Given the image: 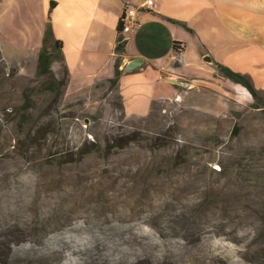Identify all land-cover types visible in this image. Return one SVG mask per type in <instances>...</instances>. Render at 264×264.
<instances>
[{
	"label": "rangeland",
	"instance_id": "1",
	"mask_svg": "<svg viewBox=\"0 0 264 264\" xmlns=\"http://www.w3.org/2000/svg\"><path fill=\"white\" fill-rule=\"evenodd\" d=\"M36 65L0 62V264H264L260 101L216 77V112L185 83L126 116L109 81L56 102L61 62Z\"/></svg>",
	"mask_w": 264,
	"mask_h": 264
},
{
	"label": "crops",
	"instance_id": "2",
	"mask_svg": "<svg viewBox=\"0 0 264 264\" xmlns=\"http://www.w3.org/2000/svg\"><path fill=\"white\" fill-rule=\"evenodd\" d=\"M50 1L55 2L53 7H49ZM145 1L0 0L1 60L20 66L28 59L37 61L49 23L52 37L48 45L61 44L62 63L68 71L64 93L90 92L113 78L117 58L121 75L116 89L126 116H145L154 101L178 95L185 83L201 85L196 103L216 112L225 100L211 87L216 77L248 93L219 76L216 65L248 76L253 87L264 94V0H152L150 8H140ZM125 5L140 8L139 25L129 39L118 44ZM175 42L183 44L180 62L171 59ZM135 58L142 63L123 72Z\"/></svg>",
	"mask_w": 264,
	"mask_h": 264
},
{
	"label": "trees",
	"instance_id": "3",
	"mask_svg": "<svg viewBox=\"0 0 264 264\" xmlns=\"http://www.w3.org/2000/svg\"><path fill=\"white\" fill-rule=\"evenodd\" d=\"M118 29H119V25H118ZM51 37H52L51 25L47 23L45 26L44 36L42 39L40 50L37 53V65H36L37 75L50 74L51 73L50 65L55 60H58L62 63L61 44L59 42H55L51 47H49L48 41L49 39H51ZM117 50H120L119 46H117ZM1 61L2 60L0 55V62ZM119 64L120 61L119 59L116 58L114 65V76L113 78L108 80L112 84V86L117 85L118 79L121 75V70H119ZM216 66H217V70L223 77L229 79L234 84L241 85L248 91L249 95L252 97L253 100L260 101L261 102L260 106H253V107L260 108L261 111L264 113V101H262V99L259 97L261 96V94L253 87L248 76L233 72L230 69L221 65H216ZM2 70L3 69L0 68V71ZM15 73H16V69L11 70L10 76H13ZM67 80H68V71L63 63L61 68V76L59 78L55 77L54 75H49L47 89L51 93L56 92L54 97L56 102L58 101L59 97L63 95ZM28 100H29V96L24 95V101L27 102ZM120 107H121V103H120Z\"/></svg>",
	"mask_w": 264,
	"mask_h": 264
},
{
	"label": "built area",
	"instance_id": "4",
	"mask_svg": "<svg viewBox=\"0 0 264 264\" xmlns=\"http://www.w3.org/2000/svg\"><path fill=\"white\" fill-rule=\"evenodd\" d=\"M152 5V0H146L144 4L140 6V8H150ZM140 8L132 5H125L123 7L119 19L118 44L129 39V33H131V31L139 25L137 10ZM182 50L183 44L181 42H175L173 44V53L171 59L174 60V62H180V54L182 53Z\"/></svg>",
	"mask_w": 264,
	"mask_h": 264
},
{
	"label": "water",
	"instance_id": "5",
	"mask_svg": "<svg viewBox=\"0 0 264 264\" xmlns=\"http://www.w3.org/2000/svg\"><path fill=\"white\" fill-rule=\"evenodd\" d=\"M54 5H55L54 1L49 2V7H53ZM204 60H207L208 62H210V59H208V58H205ZM141 63H142L141 58L132 59L123 67L122 71L123 72H131L132 70L137 68ZM167 80L174 85H183L180 81L175 80V79H167Z\"/></svg>",
	"mask_w": 264,
	"mask_h": 264
},
{
	"label": "bare ground",
	"instance_id": "6",
	"mask_svg": "<svg viewBox=\"0 0 264 264\" xmlns=\"http://www.w3.org/2000/svg\"><path fill=\"white\" fill-rule=\"evenodd\" d=\"M20 198V197H19ZM45 198V197H44ZM61 198V197H60ZM63 198V197H62ZM47 199V198H46ZM47 201H48V199H47ZM59 201V200H58ZM61 202V201H60ZM115 202V201H114ZM46 203V202H45ZM83 203V202H82ZM118 202H116V204H117ZM23 204H25L24 203V200H23V198L21 197L20 198V200H19V205L20 206H22ZM49 204V203H48ZM64 204V203H63ZM80 204V203H79ZM119 204V203H118ZM47 205V204H46ZM65 205V204H64ZM17 206V205H16ZM85 205H83V207H84ZM113 206V205H112ZM25 207V206H24ZM62 207V206H61ZM82 208V207H81ZM73 209V206L72 205H70V206H67V210H72ZM24 210H25V208H24ZM76 210V209H75ZM79 210V209H78ZM117 210V209H116ZM30 211V210H29ZM70 212V211H69ZM68 212V213H69ZM81 212V211H80ZM67 213V214H68ZM71 213V212H70ZM79 212H77V214H78ZM114 213H116L115 211H114ZM75 215H76V213H75ZM114 215V214H113ZM116 216V215H115ZM69 218V217H68ZM108 218H110V217H108ZM116 219V218H115ZM127 219V218H126ZM105 220V219H104ZM119 220V219H118ZM128 220V219H127ZM109 221H111V220H109ZM121 221H123V219L121 220ZM112 222V221H111ZM105 223H108V222H105ZM109 230V229H108ZM120 230V229H119ZM124 230V229H123ZM122 230V231H123ZM125 231H128V230H125ZM115 235H117V234H115ZM121 236H123V235H121ZM98 237V236H97ZM126 237V236H125ZM85 238V237H84ZM101 238V237H100ZM87 239V238H86ZM103 239V238H102ZM110 239V238H109ZM108 239V240H109ZM52 240V239H51ZM100 240V239H99ZM88 242V240H86V241H84V242H82V244H85V243H87ZM91 242V241H90ZM118 242V241H117ZM68 243V242H67ZM75 243V242H74ZM73 243V244H74ZM104 243V242H103ZM116 245H117V243H115ZM114 244V245H115ZM128 244V243H127ZM130 245V244H129ZM74 246V245H73ZM103 246V245H102ZM106 246H108V245H106ZM110 246V245H109ZM108 246V247H109ZM123 246V245H122ZM92 247V246H91ZM90 247V248H91ZM117 247V246H116ZM125 247V246H124ZM126 248V247H125ZM69 249V248H68ZM116 250V249H115ZM71 251V253L72 254H75V253H78L79 252V248L78 249H72V250H70ZM81 251V250H80ZM91 251V250H90ZM107 253H108V251H107ZM114 253V252H113ZM122 253V252H121ZM79 254V253H78ZM116 254V253H115ZM84 255V254H83ZM128 255V254H127ZM79 256V255H78ZM112 256H114V255H112ZM122 257V256H121ZM126 257V256H125ZM128 257V256H127ZM79 262H75V263H70V264H78ZM69 264V263H68ZM86 264V263H85Z\"/></svg>",
	"mask_w": 264,
	"mask_h": 264
}]
</instances>
